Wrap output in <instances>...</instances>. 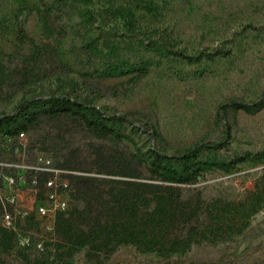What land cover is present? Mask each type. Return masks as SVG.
Returning a JSON list of instances; mask_svg holds the SVG:
<instances>
[{"label":"rangeland","instance_id":"1","mask_svg":"<svg viewBox=\"0 0 264 264\" xmlns=\"http://www.w3.org/2000/svg\"><path fill=\"white\" fill-rule=\"evenodd\" d=\"M121 1L0 0V114L34 96L66 91L127 118L114 125L127 136L120 141L96 138L70 120L42 118L25 132V155H44L56 166L89 165L101 145L105 152L137 155L145 162L148 148L175 154L196 142L222 138L227 125L225 146L201 154L195 164L201 174L195 183L181 185L182 194L188 198L198 192L205 201L242 198L264 175V162L247 159L228 170L220 164L264 151V106L247 112L225 104L255 101L264 85V0H157L153 12L137 10L132 20L119 14ZM48 9L54 26L49 36L38 13ZM20 29L34 42L49 44L41 62L26 57L30 44L20 41ZM103 38L114 42L127 73L103 76L104 58L85 44L93 40L100 48ZM163 38L197 60L161 57L137 44ZM141 65L147 69L143 76L135 70ZM223 105L221 121L217 112ZM14 148L0 136V161L14 158ZM140 168L148 174L144 165ZM22 195L30 198L27 192ZM47 232L38 224L24 226L21 235L36 242L25 251L37 249L46 264H264V206L239 235L193 244L166 258L132 245H119L101 263L88 258L86 248L62 258ZM20 247L17 241L11 250L0 251V264L18 262Z\"/></svg>","mask_w":264,"mask_h":264},{"label":"trees","instance_id":"2","mask_svg":"<svg viewBox=\"0 0 264 264\" xmlns=\"http://www.w3.org/2000/svg\"><path fill=\"white\" fill-rule=\"evenodd\" d=\"M156 6L157 0H123L117 5V9L123 17L132 20L135 11L153 12ZM38 13L43 30L48 36L53 34L50 10H38ZM18 37L20 41L27 40L30 44L26 57L33 63L41 62L50 51L48 43L34 42L26 37L22 29L19 30ZM163 39L161 42L153 39L138 40L137 44L161 57L174 55L187 62L197 60L196 56L175 50L166 38ZM85 44L96 57L104 58L106 66L103 76H117L129 71L122 69L127 64L122 63L116 54L114 42L103 38L100 48L93 40H87ZM135 70L140 76L147 71L142 65ZM225 105L247 112L261 109L264 106V85L255 101H238ZM225 105L220 106L217 112L221 121ZM42 118L70 120L84 126L99 139L120 141L127 138L114 127L127 122L125 116L108 114L101 107L78 100L66 91L34 96L18 103L11 112L0 114V136L25 133L37 126ZM223 133L220 139L199 141L175 154L148 148L145 162H141L137 155L129 157L123 152H105L99 145L94 148V156L89 165L58 163L59 167L82 174L68 175L70 205L65 211L56 213L50 231V245L54 253L60 254L62 258H69L86 248V256L101 263L119 245H132L141 252H151L166 258L189 250L193 244L224 241L242 233L249 219L264 206V175L253 183L242 198L236 200L216 197L205 201L198 192L185 198L181 189V185L197 181L201 166L195 164L204 151H216L225 146L229 136L227 125ZM247 159L253 163H263L264 151L248 158H235L220 164V167L228 170ZM141 165L145 166L148 174L143 172ZM22 224L18 227L21 235L24 226L38 225L32 218L26 219ZM17 233L0 225L1 252L9 251L15 246ZM33 244L36 242L33 243L28 238V245L20 247L22 250H18V262L14 264L47 263L44 254H35L37 249L34 248V254L25 251Z\"/></svg>","mask_w":264,"mask_h":264},{"label":"built area","instance_id":"3","mask_svg":"<svg viewBox=\"0 0 264 264\" xmlns=\"http://www.w3.org/2000/svg\"><path fill=\"white\" fill-rule=\"evenodd\" d=\"M3 139L13 142L16 155L0 161V225L17 231L18 243L26 246L28 239L21 237L19 225L32 218L50 232L56 213L65 211L70 205L68 175L82 172L56 166L41 154L29 158L25 155L24 132L16 136L7 135ZM25 192L30 198L22 195Z\"/></svg>","mask_w":264,"mask_h":264}]
</instances>
